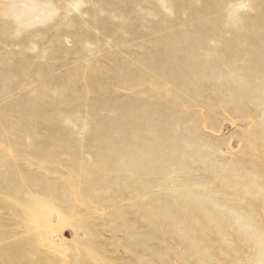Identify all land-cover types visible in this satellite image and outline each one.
<instances>
[{
	"label": "rangeland",
	"instance_id": "374dc122",
	"mask_svg": "<svg viewBox=\"0 0 264 264\" xmlns=\"http://www.w3.org/2000/svg\"><path fill=\"white\" fill-rule=\"evenodd\" d=\"M173 1L178 7L170 16L160 7L169 0H0V264H195L190 242L181 238L184 228L174 233L157 224L139 199L107 183L92 193L93 199L101 197L100 205L81 199L86 180L71 167L98 161L104 147L94 141L96 128L111 122L114 109L121 121L132 108L146 109L153 121L172 115L204 148L231 143L212 158L219 155L242 177L264 179V159L254 150L238 154L247 132L263 129L264 113L257 111L253 119L240 110L242 101L202 96L194 84L187 94L195 98H176L159 77L135 74L134 83L123 85L117 57L144 53L141 47L156 38L155 30L173 25L174 32L206 27L244 32L252 28L247 18L264 8V0ZM221 3L225 6L216 9ZM202 10L212 14L201 17ZM209 44L215 53V44ZM259 103L264 105V97ZM219 180L209 185L214 192L221 190ZM153 195L175 201L180 216L191 214L173 197ZM42 210L49 222L40 224L36 215ZM204 228L196 241L216 256L209 264H236L223 252L218 234Z\"/></svg>",
	"mask_w": 264,
	"mask_h": 264
},
{
	"label": "bare ground",
	"instance_id": "6f19581e",
	"mask_svg": "<svg viewBox=\"0 0 264 264\" xmlns=\"http://www.w3.org/2000/svg\"><path fill=\"white\" fill-rule=\"evenodd\" d=\"M224 6V3L218 4L216 9ZM160 7L171 16L178 5L169 0L167 7ZM211 14L204 10L199 13L204 18ZM246 22L252 28L244 32H225L209 27L174 32L173 25L159 27L151 34L156 38L148 46L141 47L144 53L135 59L129 58L133 54L117 57L118 72L126 80L123 85L130 81L134 83L136 80L133 79L139 77L135 74L159 77L172 87L173 96L179 99L184 96L195 98L193 94H187V90L189 86L191 89L196 86L202 96L216 94L227 102L242 101L240 110L254 119L257 111L264 113V105L259 103L264 97V72L261 70L264 69V8ZM207 41L215 44V53L209 51ZM184 77L188 78V84L180 81ZM119 113L114 109L111 122L96 128L99 135L94 141L104 147L99 148L98 161L71 167L74 174L86 180L81 199L100 205L101 197L93 199L92 193L102 190L103 184L107 183L115 192H126L130 199H139L143 211L170 232L178 233V227H183L185 234L181 238L190 242L189 255L195 264L217 260L215 255L197 244L196 238L204 227L218 234L223 252L234 263L264 264V179L242 177L236 173L240 172L237 168L224 164L222 157L210 155L220 149L228 150L231 143L204 148L202 141L188 134L189 131L172 115L162 122L153 121L146 109L132 108L121 121L123 115ZM144 121L148 123L145 125ZM239 148L240 155L248 156L254 150L264 159V127L259 133L248 131L240 140ZM173 153L183 156L179 158L171 155ZM185 170L191 172L187 174ZM202 172L208 176H202ZM109 176L110 181L107 180ZM90 178L93 179L88 180ZM217 178H220L221 190L214 192L209 185ZM195 187L196 191L190 190ZM155 193L173 197L180 210H190L191 214L180 216L175 212V201L154 197ZM36 220H40V224L49 222L48 212L39 211ZM52 232L56 239L63 238L58 228ZM40 236L46 244L43 232Z\"/></svg>",
	"mask_w": 264,
	"mask_h": 264
}]
</instances>
